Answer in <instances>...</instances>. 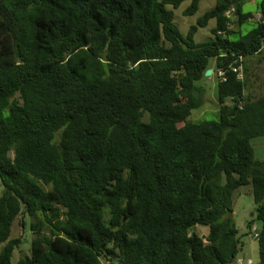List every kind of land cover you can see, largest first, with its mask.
<instances>
[{"label": "trees", "instance_id": "1", "mask_svg": "<svg viewBox=\"0 0 264 264\" xmlns=\"http://www.w3.org/2000/svg\"><path fill=\"white\" fill-rule=\"evenodd\" d=\"M202 1L0 0V264H236L244 186L264 264V92L247 79L264 0H216L181 33L173 11ZM209 69L218 120L193 123ZM16 220L31 241L13 263Z\"/></svg>", "mask_w": 264, "mask_h": 264}, {"label": "rangeland", "instance_id": "2", "mask_svg": "<svg viewBox=\"0 0 264 264\" xmlns=\"http://www.w3.org/2000/svg\"><path fill=\"white\" fill-rule=\"evenodd\" d=\"M216 0H203L200 5L197 14L193 17H185L181 15V10L189 5L188 2L183 3L177 10L173 11V20L178 25L181 33L185 34L188 27L191 24L196 23V18L202 15L206 10L212 8ZM255 2H249L243 5L245 12L255 11ZM258 16H256L257 18ZM214 26V22L211 21L207 28L199 29L194 35L196 41H203L209 37V30ZM252 24H248L243 27V31L251 30ZM212 64V61H211ZM249 71L247 73L249 92L255 96H259L264 92V59L262 56H256L250 58L247 61ZM214 67V65H212ZM211 76V75H210ZM205 77L202 81L197 82L195 85L199 88V95L202 98V106L199 109L193 110L188 118V121L193 123H199L202 121H215L218 120V101L216 97V75L211 77ZM255 150V156L258 159L264 158V138L255 139L252 142ZM249 187L238 188L233 195V217L238 230V238L241 243V251L236 258L243 262L251 261L252 264H256L259 261L258 242L254 237L259 232L261 223L255 216V204ZM2 188L0 186V193ZM251 223V224H250ZM248 224L250 226L248 227ZM197 233L200 235L205 234V230L197 228ZM11 238H20L21 244L18 249L13 253L12 262L15 263L22 256L30 255V241L31 234L27 230H23V227L16 220L12 226ZM236 260V261H237Z\"/></svg>", "mask_w": 264, "mask_h": 264}, {"label": "built area", "instance_id": "3", "mask_svg": "<svg viewBox=\"0 0 264 264\" xmlns=\"http://www.w3.org/2000/svg\"><path fill=\"white\" fill-rule=\"evenodd\" d=\"M242 71H243V69H242V67H241L240 65L237 66V67H235V68L233 69V72L236 73V77L239 78V79L242 78ZM217 75H218V77H220L222 80H224V74H223V72H218ZM254 237L257 238V237H258V234H255ZM236 264H252V262H251V261H248V262L245 263V262H243L242 260H237V261H236Z\"/></svg>", "mask_w": 264, "mask_h": 264}, {"label": "water", "instance_id": "4", "mask_svg": "<svg viewBox=\"0 0 264 264\" xmlns=\"http://www.w3.org/2000/svg\"><path fill=\"white\" fill-rule=\"evenodd\" d=\"M212 74V70L211 69H209V70H207L206 72H205V77H209L210 75Z\"/></svg>", "mask_w": 264, "mask_h": 264}, {"label": "crops", "instance_id": "5", "mask_svg": "<svg viewBox=\"0 0 264 264\" xmlns=\"http://www.w3.org/2000/svg\"><path fill=\"white\" fill-rule=\"evenodd\" d=\"M211 76H213V71H212V74H211ZM211 76H210V77H211Z\"/></svg>", "mask_w": 264, "mask_h": 264}]
</instances>
